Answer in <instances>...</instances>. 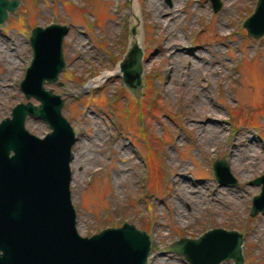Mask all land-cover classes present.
<instances>
[{
    "label": "rangeland",
    "instance_id": "obj_1",
    "mask_svg": "<svg viewBox=\"0 0 264 264\" xmlns=\"http://www.w3.org/2000/svg\"><path fill=\"white\" fill-rule=\"evenodd\" d=\"M221 1L215 13L210 0H19L0 27V122L27 102L19 83L33 57L31 30L69 27L62 86L46 82L45 88L65 99L63 115L77 134L71 198L82 236L128 222L151 237L148 264H187L161 250L183 237L223 228L243 234L244 264H264V213L250 216L252 199L261 192L252 182L264 174V37H251L243 27L257 0ZM133 9L141 26L133 21ZM174 9L178 23L171 21L166 31L164 17L155 12ZM133 26L143 37L139 99L124 86L119 68L135 41ZM181 40L193 53L218 61L220 72L164 51L163 46L178 48ZM169 63L175 75L187 72L184 84H168ZM104 76L108 82H95ZM204 84L209 88L201 90ZM193 117L210 127L209 133L190 129ZM26 129L39 137L50 131L34 117L27 118ZM248 153L256 160L248 161ZM216 159L229 164L237 186L215 180ZM179 168L183 178L172 180ZM180 191L191 199L183 207L186 217L175 209Z\"/></svg>",
    "mask_w": 264,
    "mask_h": 264
},
{
    "label": "water",
    "instance_id": "obj_2",
    "mask_svg": "<svg viewBox=\"0 0 264 264\" xmlns=\"http://www.w3.org/2000/svg\"><path fill=\"white\" fill-rule=\"evenodd\" d=\"M210 1L215 13L222 9L221 0ZM19 4L0 0V27ZM243 27L251 37H264V0H257ZM136 28H131L133 38ZM68 32L69 27L61 24L31 30L33 57L19 84L27 102L17 104L11 117L0 122V264H148L151 237L134 224L105 228L90 237L77 229L71 198L77 134L62 113L65 99L45 88L46 82L62 86L59 76L66 66L63 42ZM143 57L135 40L119 64L123 84L136 99L144 88ZM28 117L44 121L51 131L43 137L30 133ZM213 174L220 186L238 185L224 159L213 163ZM252 183L261 186L250 210L255 217L264 213V174ZM243 243L242 233L214 228L198 238L174 241L161 253H176L187 264H244Z\"/></svg>",
    "mask_w": 264,
    "mask_h": 264
},
{
    "label": "bare ground",
    "instance_id": "obj_3",
    "mask_svg": "<svg viewBox=\"0 0 264 264\" xmlns=\"http://www.w3.org/2000/svg\"><path fill=\"white\" fill-rule=\"evenodd\" d=\"M174 10H176V9H174ZM177 11L178 10L174 11L173 14L172 13L164 12V10L161 11V12H158V11L155 12L156 15H157V13H159V15L161 17H164L161 20L162 21L161 28H165V29L167 28L166 31H168V29H169L168 28L169 27L168 25H169V23L171 21H175V23H178L179 15H178ZM132 16H133V21L138 22L139 23L138 25L141 26L143 24V20H142V17H141V15H140L139 12H136V10L133 9ZM161 21H159V26H160ZM142 39H143V37L139 33L135 36V40L142 41ZM182 43H183V41L181 40L180 46H179L180 48L177 45L178 48H176L175 46H173L171 48H168L167 46H163V49H165L164 51H167V52H170L171 50H174L173 53H172L173 58H180L183 61L186 60V62L189 61V62H192L193 64L194 63L197 64V62H199L202 65H208V66H210L211 69L215 73H219L220 72L219 69H217V65H219V62L218 61L211 62V61L205 59L204 57H202L200 54L193 53L194 51H193V49L190 46L183 47L182 46ZM164 72H165L166 76L169 78V82H168L169 85H176V84L181 83V82L183 84L185 83V77L187 76V72L184 71V70H181V71H179V76L175 75L174 74V72H175V65L174 64L172 65L171 63H169V68H166L164 70ZM116 73L120 74L119 69L116 70ZM107 77H109V76H104V77L97 78L95 80V82L96 83H101L102 79L107 78ZM199 88L201 90L207 89V88H209V85H207V84H204L203 86L200 85ZM201 97H203V95H201ZM198 103L201 104V105H203V100L200 98V100H198ZM191 112H193V113H196L197 112L198 113V111L196 109H194V108L191 109ZM189 121L192 123V125L190 126V129H193V130L196 129V131H198V132H201L204 129H205V131H207V130L210 129V127H208V126L205 127V125H202V121H200L196 117H193ZM208 122L209 123L212 122V124H213V121L211 119H209ZM217 122L221 123L222 120L220 119ZM206 133H209V132L207 131ZM203 134L204 133H202V135ZM254 156L255 155H253V157H251V155L248 153L246 159L248 161L249 160H252V161L253 160H256ZM231 159H233V158H231ZM248 166L250 167L249 164H248ZM236 170H239V169L236 168ZM181 174H182V170L180 168L177 169L176 174L172 178V180H175L177 176L183 178L181 176ZM199 185H201V184H199ZM178 195H176V197L178 196V200L179 201L177 202V204H175V209H176V212H177V216L178 217H186L187 216V213H185L183 207L184 206H189V204L191 202L190 196L187 193L183 194L182 191H180V194H178Z\"/></svg>",
    "mask_w": 264,
    "mask_h": 264
}]
</instances>
